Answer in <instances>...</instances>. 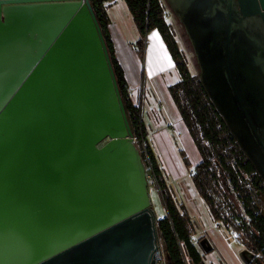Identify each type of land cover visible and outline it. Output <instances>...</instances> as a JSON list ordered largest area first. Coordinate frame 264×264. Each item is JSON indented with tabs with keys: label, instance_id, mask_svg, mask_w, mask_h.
Segmentation results:
<instances>
[{
	"label": "water",
	"instance_id": "1",
	"mask_svg": "<svg viewBox=\"0 0 264 264\" xmlns=\"http://www.w3.org/2000/svg\"><path fill=\"white\" fill-rule=\"evenodd\" d=\"M164 1L264 181V0ZM118 84L91 0H0V264H158L147 167Z\"/></svg>",
	"mask_w": 264,
	"mask_h": 264
},
{
	"label": "trees",
	"instance_id": "2",
	"mask_svg": "<svg viewBox=\"0 0 264 264\" xmlns=\"http://www.w3.org/2000/svg\"><path fill=\"white\" fill-rule=\"evenodd\" d=\"M112 1L91 0L111 53L118 85L134 126L137 145L145 159L144 151L146 149L150 153V145L142 104L130 98L129 84L123 67L115 58V48L109 31ZM125 3L141 34L138 41L141 57L145 53L147 34L158 29L180 74V79L169 86V91L174 110L185 123L201 157L192 174L194 185L209 207L214 222L228 235L231 230L239 232L245 247L256 255L252 264H264V216L257 202L259 193L264 192L263 179L240 148L200 82L199 75L191 71L187 55L179 46L174 28L168 20L166 1L125 0ZM180 153L190 167L191 162L186 153L183 150ZM150 155L167 210L166 218L158 224L166 264H206L193 241L197 230L191 214L186 207L178 205L157 157L153 152ZM223 175L235 193L237 203L227 191Z\"/></svg>",
	"mask_w": 264,
	"mask_h": 264
},
{
	"label": "rangeland",
	"instance_id": "3",
	"mask_svg": "<svg viewBox=\"0 0 264 264\" xmlns=\"http://www.w3.org/2000/svg\"><path fill=\"white\" fill-rule=\"evenodd\" d=\"M167 6L168 11V20L171 22L174 32L176 35V39L178 41L179 46L187 55L189 66L191 71L194 74H199L200 68L197 62V59L194 54L193 46L190 41L188 34L186 33L185 28H183V24L179 21L176 15H174L173 11ZM179 78L173 79V81H178ZM174 83V82H173ZM165 90L162 89L163 98L162 106L157 107L156 112L147 111L150 109L149 106L142 107L143 118L145 120L146 128H147V140L150 145V153L147 152L145 149L146 157L144 159L145 165L147 167V175L149 180V188L152 193L153 199V206L156 214L158 216V220H162L167 216V210L163 201L162 194L160 192L158 177L155 175L153 169V163L151 159V152L157 157L158 163L161 166L165 177L168 180V184H170L176 199L178 201V205L186 207L188 213L191 214V218L195 224L197 233L193 237L194 243L197 245L198 250L202 254L204 261L206 264H247L243 257L241 256V252L245 247V244H239L234 241L232 237V231L228 235L226 232L225 243H223V250L217 246H213L210 251H205L201 247V240L205 237H210L208 230L210 228H216L215 222L211 215L210 209L205 204L204 199H202L197 191L196 186L192 180V174L194 173L195 164L198 158L195 156L196 154H188L187 151L184 149V145L187 146L186 142L177 135L176 133V125L181 124V117L178 113L173 110V106L171 101L169 100L168 96L164 92ZM130 92V91H129ZM131 95V93H130ZM157 106V105H155ZM151 110V109H150ZM149 113V115H148ZM164 132H167L170 138L173 140V144L176 146L174 147V152L172 156L168 157L169 151L164 148ZM169 140V139H168ZM169 142V141H168ZM168 144L170 147L171 144ZM177 144V145H176ZM180 150H183L188 159L190 160L191 166L188 167L184 161L183 155H181ZM170 155V153H169ZM225 187L227 191L230 193V196L237 203L236 195L232 192L230 184L228 180L225 182ZM258 197V205L262 212H264V193L259 194ZM159 221L157 222L159 224ZM220 231V230H219ZM214 238L218 240L219 238L217 235H214ZM162 242V240H161ZM219 242V241H218ZM220 243V242H219ZM221 244V243H220ZM256 257V256H255ZM255 257L251 259V262L248 264H252L255 260ZM241 259V261H240Z\"/></svg>",
	"mask_w": 264,
	"mask_h": 264
},
{
	"label": "crops",
	"instance_id": "4",
	"mask_svg": "<svg viewBox=\"0 0 264 264\" xmlns=\"http://www.w3.org/2000/svg\"><path fill=\"white\" fill-rule=\"evenodd\" d=\"M110 15L111 23L109 25V31L115 48V58L119 60L124 69L131 93L130 98L134 102L141 103L142 107L145 105L146 107L149 106L151 110L149 109L147 111L156 112L157 107L160 104L162 106L163 98L161 96H163L162 89H164L172 104L169 86L173 82H176L173 79L179 78V72L159 30L153 29L147 34L145 53L141 57L138 51V41L141 38V34L125 0H113L110 7ZM180 123L176 125V133L180 139L185 142L186 139L189 141L187 142V146L184 145V149L188 154H196L195 156L198 158L194 165L196 166L201 160L199 151L182 119ZM164 140L163 149L169 151L170 155L168 153V157H170L175 153L173 150L176 146L173 144V140L167 132H164ZM167 142L171 144L170 147ZM199 196L201 197L200 194ZM215 227V229L210 228L208 230L210 235L209 239L213 246L216 247L218 244L223 250L224 240L228 236L226 233L224 234L225 230L220 228L216 223ZM215 234L219 238L218 240L214 238Z\"/></svg>",
	"mask_w": 264,
	"mask_h": 264
},
{
	"label": "built area",
	"instance_id": "5",
	"mask_svg": "<svg viewBox=\"0 0 264 264\" xmlns=\"http://www.w3.org/2000/svg\"><path fill=\"white\" fill-rule=\"evenodd\" d=\"M134 139L137 141L136 137ZM158 221L159 220H157V222ZM232 237H233L235 242H237L239 244H244L243 237H242V235L239 232L233 230L232 231ZM157 257H158V264H166V260H165L166 259V255H165V252H164V249H163L162 242H161V247L157 250Z\"/></svg>",
	"mask_w": 264,
	"mask_h": 264
},
{
	"label": "flooded vegetation",
	"instance_id": "6",
	"mask_svg": "<svg viewBox=\"0 0 264 264\" xmlns=\"http://www.w3.org/2000/svg\"><path fill=\"white\" fill-rule=\"evenodd\" d=\"M262 193H264V192H262ZM259 194H261V193H259ZM260 195H258V197H259ZM201 247L203 248V246L201 245ZM204 249V248H203ZM245 249V248H244Z\"/></svg>",
	"mask_w": 264,
	"mask_h": 264
}]
</instances>
